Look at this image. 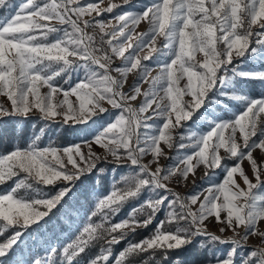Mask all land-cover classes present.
<instances>
[{
    "label": "snow or ice",
    "instance_id": "obj_1",
    "mask_svg": "<svg viewBox=\"0 0 264 264\" xmlns=\"http://www.w3.org/2000/svg\"><path fill=\"white\" fill-rule=\"evenodd\" d=\"M99 2L19 0L13 3V0H0V96L10 101L11 107L9 110L0 104V119L27 117L36 109L45 120L59 116L64 124H88L89 121L94 124L93 117L108 111L102 102L119 110L113 122L98 128L92 140L83 141L86 152L81 143L40 147L36 142L39 137H36L26 147L0 153V185L18 178L8 191L0 193V234L13 230L10 238L0 243V258L8 256L22 236L21 229L48 216L70 191L62 187L50 194L39 186H52L57 181L71 184L96 167L100 156L92 150L95 143L117 162L123 160L138 169L134 175L122 177L125 187L114 186L109 195L99 200L97 211L104 213L106 222L124 202L138 197L143 190L155 196L150 195L139 206L141 211L146 208L144 220L136 219L137 209H134L128 218L106 229L109 234L119 231L120 235H111L108 247L91 258L89 264H109L111 245L125 239L128 231L147 227L165 206V201H168L166 221H161L150 237L130 242L119 252L114 264H126L130 255L139 253H149L155 264H183L179 257L171 254L191 245L196 237L203 238L201 247L217 243L232 245L225 258L217 255L209 264H236L238 249L249 236L264 237V232L257 227L264 221V196L254 192L264 183L261 180L264 165L258 164L253 157L256 150L264 152V128L259 135L257 133L258 118L264 114V96L253 98L237 94L235 90L237 82L253 81L264 86V69L245 70L243 66L246 54L255 57L258 52L264 53V0H151L145 3L142 11L117 15L114 19L119 23L111 32L104 31L105 21L85 19L92 13H111L118 7L111 4L100 9ZM142 20H147L151 28L148 33L136 37L134 44V29ZM52 21L67 27H56ZM96 25L101 31L99 42L86 31ZM50 36L53 39L50 40ZM105 36L109 37L107 41ZM145 36L150 51L141 58L139 52L146 46ZM158 36L164 41V58L157 57L151 66L142 63L160 51L153 46ZM105 43L107 49L103 47ZM198 53L202 54V60L197 59ZM113 57L122 59L123 67L112 68ZM236 58H240V62L234 63ZM81 69L83 78L75 84L70 83L73 73ZM153 69H158V75L151 79L149 90L142 93L143 104L139 109L133 108L130 101L141 95V84L148 82ZM133 70L139 71L140 77L131 88L132 94H128L122 91L124 80L111 73L126 77ZM62 76L66 78L63 84H58L57 78ZM185 78L182 88L180 81ZM65 84L69 85L67 89ZM45 87L48 91L42 93ZM213 89L221 96L228 95L225 90L232 89L231 99L240 102V110L232 120L214 122L206 134L193 133L190 137L191 147L196 150L193 154L179 156L177 163L166 169L158 167L151 171L142 163L143 157L151 154L153 162L158 163L163 154L161 142L172 146L173 128L190 119V109H199ZM60 94L63 99L57 103L55 100ZM185 95L192 97L187 104L183 103ZM72 96L75 102L70 99ZM150 109L152 114L144 115ZM157 120L163 123L157 124ZM229 128L231 132L226 138L223 133ZM237 131L242 135V145L236 141ZM222 148L237 161L233 166H224L222 183L210 184L186 198L167 187L165 181L177 172L186 178L196 167L194 160L209 168H220L219 150ZM245 159L251 164L256 183L240 167ZM236 173L243 178L246 189L237 184ZM169 195L172 196L170 200ZM198 203V209L193 210L192 206ZM39 206L46 210L40 211ZM212 217L224 225L221 233L230 229L234 236L225 238L210 232L206 221ZM165 222H183L187 227L166 231ZM101 227V224H89L78 241L63 247L60 254L66 264H79L76 257L85 251ZM240 227L245 228V233L237 239ZM56 252V248L50 247L45 256L37 255L26 264H50ZM0 264L6 262L0 259ZM240 264H264V248H253L240 258Z\"/></svg>",
    "mask_w": 264,
    "mask_h": 264
},
{
    "label": "rangeland",
    "instance_id": "obj_2",
    "mask_svg": "<svg viewBox=\"0 0 264 264\" xmlns=\"http://www.w3.org/2000/svg\"><path fill=\"white\" fill-rule=\"evenodd\" d=\"M84 4L88 2H96V0H82ZM151 0H100L99 2V8L105 9L111 4H116L118 7L114 8L111 13L108 12H102L100 15H97L96 13H92L91 16H86L85 19L89 20H95L105 21V32H111L114 27L118 25V21L114 18L117 15L126 13V12H137L142 11L144 9L145 3H150ZM13 3H19V0H13ZM2 14V13H0ZM52 24H54L56 27H67V25H60L57 21H52ZM151 25L147 20H142L137 26H135L134 32L136 36H134L133 43H136V37L140 36L141 34L148 33L150 31ZM95 34L97 36L96 40L99 42L101 31L98 25L95 26ZM86 31L89 32V34L93 35V31L88 28ZM56 35V34H53ZM109 37L105 36V41H107ZM49 39H53V36H50ZM146 46L142 51L139 52V55L141 58L143 56L147 55L150 51V47L148 46V37H144ZM115 43V42H114ZM163 38L157 37L156 43L153 45L160 51L157 53L152 54V58L148 61H143L142 63L147 65H153L157 57H160L163 59V52H166V49H163ZM255 46V45H253ZM106 49L108 48L107 44L105 43L103 45ZM219 47H222L219 46ZM132 50L130 49L129 52ZM128 55V53H126ZM202 54H197V59L202 60ZM71 59V58H70ZM244 60V69L247 70L248 68H256V69H264V53L260 54L259 52L255 57H252L249 54H246ZM240 62V58H236L234 60V63ZM124 61L120 58L113 57V61L111 64L112 68H118L123 67ZM231 67V66H230ZM113 76H115L117 79L124 80L122 91L128 94L131 93L132 86L138 81L140 77V73L137 70H133L132 72L127 73L126 77L122 76L120 73L112 72ZM83 69L79 70L76 73H73L72 81L70 83L75 84L78 82V80L83 78ZM158 75V69H153L151 71V75L148 79L147 83L141 84V95L137 96V98L134 101H130V104L133 108L139 109V107L144 102V96L143 92L148 91L151 84V79L156 77ZM66 76H62L57 78L58 84H63L64 79ZM186 84V78L184 80L180 81V87H184ZM64 87L67 89L69 85L65 84ZM235 90L237 94L242 95H249L253 98H260L261 96H264V86H261L257 82L253 81H245V82H237L235 86ZM48 89L42 88L41 92L45 93ZM228 95L221 96L219 95L215 89L208 92V94L204 98V103L199 109H190L192 111V116L190 119L184 120L181 122V125L176 126L172 130V146L169 147L168 144L161 142V148H162V155L158 158V163L153 162V156L151 154H148L143 157L142 163L147 164L151 171H155L158 167L166 169L170 165H173L177 163L178 157L183 156L186 154H193L196 150L191 147L192 139L190 138L193 133L196 135H202L206 134L214 125V122L222 121V120H232L235 113H237L240 108L241 104L239 101L232 100L231 94L232 89L225 90ZM163 95V94H161ZM63 99L62 94L58 95L56 97L55 102H59ZM74 102L76 98L74 96L70 97ZM159 100V97L157 98ZM192 100L191 95H185L183 97V103L187 104ZM0 104L4 105V107L11 110L10 107V101L4 96H0ZM102 105L104 108L108 109L107 112L98 113L95 117H93V120H95V123L93 124L92 121H89L88 124H77L73 125L71 122L68 124H64L62 122V118L57 116L54 120H45L43 118V115L39 112V110L33 109L31 113L27 117H21V116H6L3 119H0V122L4 119H7V121L3 122V126L7 125L10 126L11 124L18 123L20 124L18 126H22L26 124L29 120V123L31 126H35L37 124H42V127H47L49 131L45 132L42 130V128H39L36 132V135L41 134L43 136H53L60 132L61 129L65 127H70L69 129V135L70 140H73L71 143L65 145L70 146L75 143H81L82 144V150L85 152L87 151V146L83 144L84 140H92L93 139V133L98 129L106 124L113 122L115 119V116L118 114V109H113L110 104H108L106 101L102 102ZM153 108H155V105H153ZM62 111V109H61ZM152 110L150 109L148 113L144 115H151ZM149 123H152L153 121H148ZM157 124H162L163 121H155ZM62 123V127L54 128V124H60ZM264 128V114H261L258 118L257 122V133L259 135L260 129ZM231 132V129L225 130L223 135L227 138ZM32 135H29V139L35 138ZM253 139H256V137H253ZM236 141L237 143H240L242 145V135L237 131L236 133ZM184 144V148H180L179 145ZM49 145V141H45L44 145L40 147H44ZM56 147H64V146H56ZM92 150L100 156V160L97 162L96 167L92 169L89 172H86L82 174L78 179L74 180L71 184H68L67 182L63 181H57L55 185H52L53 187H57L56 190L47 191L43 189L44 191L49 192L50 194H54L59 188L62 187H68L70 191L66 194L65 197L62 198L61 202L56 205L53 209L49 211L48 216L42 218L41 220L37 221L36 223L30 225V226H36L33 230L27 231L25 233H22L21 238L17 241V243L13 246V248L9 251V254L7 257L0 258L5 261V259L8 258L9 262L6 264H26L27 261H31L35 256L39 255L41 257L45 256L47 254V250L52 247L56 248L59 247L61 244V241L63 238L67 240V244L74 243L78 241L80 238V234L83 232V229L87 227L89 224H101L103 225L106 223L104 220V213L97 211V205L100 199L106 197L111 193L113 190V187L123 188L125 187V182L122 180V177L125 176H131L134 175L138 169L135 166H129V164L126 161H119L117 162L114 157H112L110 154L106 152L105 149L100 147L99 145L93 143L92 144ZM219 155L221 157V167L220 168H209L207 165L202 163H197L195 160L193 161L194 164H196V167L193 169L191 173L185 178L180 175V173H175L174 175H171L167 181H165L167 187L171 189L173 192L178 193L181 197H189L194 192L207 188L210 184L213 183H222L224 175H225V169L224 166H233L236 164V159L231 157L230 154L226 151V149H220ZM253 157L257 160L258 164L264 165V152H261L260 150H256L253 152ZM181 168L183 165L180 166ZM240 167H242L245 171V174L249 176V178L252 180L253 183H256L255 175L252 170L250 162L245 159L241 164ZM103 169V171H101ZM163 175V173H162ZM212 177V179H209ZM14 180L7 181V183L0 185V187L4 186L2 191L0 193L8 191L10 187L14 185ZM234 179L236 180L237 184L240 185L242 188H247V186L244 184L243 178L239 175V173L234 174ZM261 180L264 181V175L261 176ZM84 181V186H88L89 190V201L84 207H77L75 199H73L74 195L71 194L73 184L75 182ZM77 186V185H76ZM235 190V189H234ZM256 195L264 196V183H261L260 186L254 190ZM71 194V195H70ZM160 194L163 195V190H160ZM205 195L207 193H204ZM152 195L155 196L154 193L150 194L147 189L143 190L138 197L136 198H129L126 202L122 204L125 205V207H120L119 211L115 215H110L109 223L111 225H114L118 222H121L125 218H128L131 213H133L134 209H137L136 212V219L142 221L145 219V211H141L139 206L144 204V202L149 198V196ZM68 197V199L71 200L72 205L66 206L64 212L59 216V218H56L55 215H53V210H56L60 206V204ZM172 199V196L169 195V200ZM201 201L203 200V196L200 197ZM167 203L168 201H165V206L161 208V210L156 213L155 218L152 220V222L148 226L154 225V222H156V216L159 214L162 216L161 221H166V213L168 211L167 209ZM199 203L197 205H193V210L198 209ZM40 211H45L46 209L43 206H39ZM93 212H96L95 215H92ZM160 221V222H161ZM157 223L155 228H150V232L148 236H144L135 240L129 241V243H135L139 242L147 237H150L156 230L157 226L160 224ZM29 226V227H30ZM147 226V227H148ZM164 230L166 231H172L175 230L177 227H187L186 223H164ZM206 227L207 229L217 235H222L225 238H230L234 236V233L232 230L228 229L224 231L223 233L220 232V229L224 227L223 224L217 223L215 221V218H209L208 221H206ZM260 232H264V221H260L257 225ZM144 227H137L135 231H138L139 229ZM134 231H128V233H131ZM237 232L239 235L236 237L239 239L240 237H243L245 233V228L240 227L237 229ZM203 239L202 237H196L194 239V242H197L200 246V241ZM128 243V244H129ZM207 243V242H206ZM127 244V245H128ZM65 245V246H66ZM243 247L238 249V255L236 257V264H240V258L247 256V254L253 249V248H264V237H262L259 234L251 235L248 237L246 242H243ZM201 247V246H200ZM232 245L231 244H208L207 247H201L206 248V254L207 258L204 261H201L200 264H209L210 261H213V258L217 255L220 256V258H225L230 251ZM112 251V248H111ZM118 253H115L112 251V256L110 257L109 264H114L115 258L118 257ZM12 255L11 257H9ZM57 253L52 255L51 258L56 257ZM50 258V260H51ZM88 260L87 262H79V264H89Z\"/></svg>",
    "mask_w": 264,
    "mask_h": 264
},
{
    "label": "trees",
    "instance_id": "obj_3",
    "mask_svg": "<svg viewBox=\"0 0 264 264\" xmlns=\"http://www.w3.org/2000/svg\"><path fill=\"white\" fill-rule=\"evenodd\" d=\"M7 121V119H4L0 122V153H8L11 150L14 149V147H26L30 142L36 139V137H39V140L36 142L42 146L44 145L45 141H49V144H52L53 146H65L69 143H71L73 140H70L69 135V129L70 127H65L60 130V132L53 136H43L41 134H38L34 136L39 128H42L43 131L47 132L49 129L47 127H42V124H37L35 126H31L29 123V120L26 121L27 123L18 126L20 122L11 124L10 126H3V122ZM62 123L60 124H54V128L62 127ZM29 135L34 136L35 138L29 139ZM77 185V186H76ZM4 186L0 187V192L2 191ZM47 191L56 190L57 187L53 186H39ZM88 186H84V181L75 182L73 184V187L71 188V194L74 195L73 199L77 202V207H84L89 199V190L87 189ZM20 194H24V190H19ZM70 194V195H71ZM71 200L68 199V197L60 204L56 210H53V215H55L56 218H59V216L64 212L66 206H71ZM122 207H125L123 205ZM162 219V216L159 214L156 216V222H154V225H152V228H155L156 224L159 223ZM109 223H104L101 228L97 229L96 236L90 240V242L87 244L85 251L83 253H80L76 260L78 262H87L91 258L97 256L102 249L108 247V240L111 239V235L119 236L120 232L117 231L116 233L109 234L106 229H108L110 226ZM36 226H30L27 229H21L22 233H25L27 231H31ZM150 226L144 227L139 229L138 231H134L131 233H128L125 237V239L121 240L119 243L111 245L112 251L115 253H118L125 249L129 241L135 240L144 236L150 235ZM13 234L12 229H8L7 231H3V234H0V243L6 241L10 236ZM67 244V240L65 238L62 239L61 244L59 247H56L57 249V255L56 257L51 258L50 264H66L63 257L61 256V252L63 247ZM173 257H179L183 264H200L201 261H204L207 258L206 254V248H201L197 242L192 243L191 245L183 248L179 252H175L171 254ZM10 255L9 257H11ZM5 262L8 263V258L5 259ZM75 264V262H74ZM126 264H155L153 259L150 257L149 253H139V254H132L128 257V260L126 261Z\"/></svg>",
    "mask_w": 264,
    "mask_h": 264
},
{
    "label": "built area",
    "instance_id": "obj_4",
    "mask_svg": "<svg viewBox=\"0 0 264 264\" xmlns=\"http://www.w3.org/2000/svg\"><path fill=\"white\" fill-rule=\"evenodd\" d=\"M90 30L93 31V36H95L97 38V36L95 34V32H96L95 27L94 28H90Z\"/></svg>",
    "mask_w": 264,
    "mask_h": 264
}]
</instances>
